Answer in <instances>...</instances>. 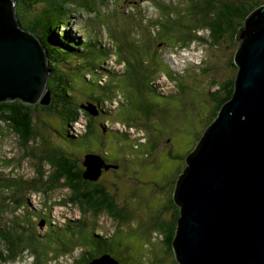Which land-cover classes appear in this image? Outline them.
Returning a JSON list of instances; mask_svg holds the SVG:
<instances>
[{
    "label": "rangeland",
    "instance_id": "rangeland-1",
    "mask_svg": "<svg viewBox=\"0 0 264 264\" xmlns=\"http://www.w3.org/2000/svg\"><path fill=\"white\" fill-rule=\"evenodd\" d=\"M90 1L80 3L79 0H73L65 5L69 15L66 22L71 27L68 32L78 39L82 38L84 42L98 37L111 55L108 61L102 57L96 62L99 74L95 70H87L86 74L78 72L77 77H74L73 82L77 78L78 83L73 84L76 89L72 96L77 100V107L87 103L96 104L102 85H110L114 79L110 75L123 71L124 65L118 63L114 56V45L108 37L112 32L121 34V28L128 29V34L136 39L137 46L141 48L136 52L144 62L145 70L152 68L154 58L147 52V45L154 54L159 55L156 57L163 61L164 71L173 79L167 74H159L154 85L164 95L171 96L161 103L156 116L146 118L132 107V103L138 101L137 96L129 95L119 88L124 98L120 96L110 104L101 102L100 108L107 109L111 114L125 108L121 117L116 119L114 115H103L96 118L94 134L76 151L66 147L62 143L64 140L60 141L53 130L63 131L61 120L38 108L33 110L34 120L43 138L30 144L28 152L40 156L49 149L60 151L58 148L61 147L76 158L80 165L87 155L97 154L109 158L112 165H108L117 168L104 171L97 184L107 188L119 209L124 210L131 221L118 226L117 222L104 214L94 218L81 206L69 203V189L54 187L48 191L49 186L43 187L41 174L50 172L49 165H40L33 157L26 158L17 137L0 124V264H34L37 256L32 248L41 254L39 264H76L83 253L79 247H74L76 249L70 252L74 242L85 243V240H93V235L112 239V257L117 258L119 264H177L174 253L164 243L161 233L153 230V224L158 220L166 224L174 221L176 209L172 203L177 178L186 168L187 156L193 152L212 121L213 99L219 95V86L237 75L233 58L239 43L227 38L218 48L195 43L189 50H176L173 39L167 38V33L165 40L154 38L155 29L151 25L160 15L154 5H166L172 12H179L178 8L184 9L185 0H105L106 5L98 11L86 9L90 7ZM40 10L42 6H37V11ZM27 18L29 16L22 18V21H27ZM62 32H67V29ZM145 35L150 37L149 44H145ZM203 35L207 37L208 33ZM126 54L130 55V52ZM120 55L118 52L116 56ZM66 62L61 64V71L73 73L74 67L78 66L76 60L67 59ZM155 63L159 65L157 60ZM148 79L152 85L155 76ZM175 81L179 82V86ZM96 82L100 93L94 94ZM125 85L128 83L125 82ZM126 101L131 103V107ZM40 106L44 105L39 103ZM86 116L84 112L81 113L71 130L85 134L88 123ZM132 123L139 129L127 130L131 144L126 145L119 134L125 133V126H132ZM157 131H165V135L157 138L156 144L153 137ZM157 133L159 136L160 133ZM31 182L38 186V190L31 191ZM7 184L14 188L5 192ZM13 200H22L21 209L13 204ZM83 222L86 228V224L91 226V232L83 233V228L78 229ZM72 228L80 235L79 241L66 232V229ZM5 232L26 236V251L21 258L12 260L8 255ZM54 233H61L63 239H67L58 242L51 237L55 236ZM88 250L94 251L96 248L91 246ZM100 258H104V255L95 260Z\"/></svg>",
    "mask_w": 264,
    "mask_h": 264
},
{
    "label": "trees",
    "instance_id": "trees-1",
    "mask_svg": "<svg viewBox=\"0 0 264 264\" xmlns=\"http://www.w3.org/2000/svg\"><path fill=\"white\" fill-rule=\"evenodd\" d=\"M13 1L15 2L14 16L16 18L18 17L17 24L22 31L39 42L45 54L50 72L46 88V92L50 93V104L48 106L39 107V104L35 106L27 102H21V100L2 101L0 102V124L7 127L9 131L17 137L26 158L33 157L40 165H49L50 172L44 173L47 175L41 174L40 169H38V176L41 174L43 187L49 186L48 191L54 187L67 188L71 192L68 201L72 206H81L82 209L84 208V210L89 212L88 214L94 218H99L104 214L114 222H117L118 226L129 223L131 219L128 214H126L124 210L119 209L114 196L108 192L107 188L97 184V182L86 181L83 178L85 169L82 168V163L80 165L78 160L67 154L64 149L58 146L60 151L49 149L44 151L43 155L40 156H35L28 152L30 144L37 141L39 142L41 138H43L40 130H38V126L35 125L33 110L36 111L38 108H41V110L55 119L59 118L64 126L63 131H58L53 128L54 132L57 137L59 136L60 141L64 140L62 143L66 147L76 151L77 148L87 143L86 139L94 134L93 126L97 120L96 118H101L103 115H114L116 119L121 117L125 108L120 109L115 112V114H111L107 109H101L102 107L100 104L101 102L110 104L116 102L118 98H121L120 96L122 95H120L121 92L119 88L129 95L132 94L137 96L138 101L132 103V107L136 113L146 118L156 116L160 111L161 103L169 100V96H171L169 94L164 95V93H161L154 85L159 74H167L166 71H164L163 61L158 59L156 55H159L154 54L147 45V52H150L149 54H152L154 58L152 60V68L150 70H145L144 62L139 58V53L136 52L141 48L137 46V41L134 36L128 34L129 30L121 28V34L117 35L115 32H112L108 37L114 45L113 48L116 53L114 56L118 59L120 65H124V69L121 73L115 72L110 75L111 79H114L112 83L110 82V85H102L101 88L103 89L101 95H99L100 98L96 100L97 103L95 102L96 104L87 103L80 105V108H78L77 100L72 96L76 89L73 84L78 83L77 78L75 82H73L74 77H77L78 72L86 74L87 70H95L98 72L97 74H99V67L96 62L102 57H105L108 61L111 55L110 50L103 46L98 37L91 39L89 42H84L82 38L78 39L74 37L75 35L69 34L68 31L71 27L68 22H66L69 15L66 13L68 9L65 5L71 3L73 0ZM79 1L82 3L85 0ZM106 1L91 0L90 7H86V9L89 11L92 9L98 11L99 8L106 5ZM113 1L116 2V0ZM183 4H185L183 5L185 7L184 9L178 8L179 12H172L166 5H154L156 9L158 8L157 10L160 14L158 20L151 25V27L154 26L153 29H155L153 32L154 38L165 40L164 36H166L165 33H167V38L170 37L173 39L174 42L172 43L176 45V50H189L191 45L195 43L218 48L227 38L235 41L239 31L245 26L249 16L264 6V0H185ZM37 6H42V10L37 11ZM176 14L178 16H176ZM27 16H29V18H27V21L23 20L24 23L22 18ZM182 18L185 21H183ZM105 24L107 23H103V25ZM64 29H67V32H62ZM206 32L208 33L207 37L203 35ZM144 38L145 44H149L151 41L150 37L145 35ZM118 52L121 53L120 56H116ZM127 52H130V55L126 54ZM67 59H75L78 65L74 67L75 71L71 74L61 71V64H67ZM156 60L159 62V65L155 63ZM233 66L237 70L234 61ZM167 75L173 79L170 74ZM154 76V82L150 85L148 78ZM90 80H92V78ZM97 82L95 83L97 91L94 90V94L100 93V87ZM125 82L128 83V85H125ZM175 82L179 86V82ZM234 82L235 77L228 83L219 86V95L213 99L214 106L211 113L212 121L209 123V126L216 120L223 105L233 97ZM120 85H122V87H120ZM216 95L217 93L215 96ZM95 97H97V95ZM122 97L124 98V96ZM85 105L97 107V114L92 116L87 113V111L82 110L81 106ZM127 105L131 107V103L127 102ZM83 112L88 118V123L85 127L86 132L85 134H78L72 131L71 127L77 122L78 116ZM41 126L44 132V125L42 124ZM136 127H134L132 123V126H125V133L119 131V135L122 137L124 144H131L130 136L126 132L133 128L139 129ZM147 127L148 126H145L146 129H148ZM157 132L160 133L159 136ZM157 132L156 136L153 137L154 143L156 144L158 142L155 140L165 135V131ZM121 133L124 134V136ZM101 158L107 164L110 162V159L105 156H101ZM181 174L182 173H180V175ZM7 185L8 187L5 188V192L14 188L9 184ZM31 186L33 187V189H31L32 192L38 190V186H35L33 182H31ZM21 203L22 200H13V204H17L18 209H21L23 205ZM172 204L174 206V203ZM174 207L176 213L173 222L166 224V222L158 220L153 224V230L161 233L164 243L171 251L175 238V230L177 229V223L180 218V212L176 206ZM86 225L89 228H86L83 222L82 226L80 225L78 229L83 228V233L91 232V226L88 224ZM66 232L77 237L75 239L79 241L80 235L75 233V229H66ZM54 235V237H51L58 242H63L67 239H63L64 236L61 233H54ZM93 236V240H85V243L80 241L78 243L74 242L70 252L76 249L74 247H79L83 253L82 256L80 255L81 257L79 256L80 262L77 261L76 264H90L93 260L103 255L112 257V239L101 235ZM25 237L24 235L5 234L4 239L5 243H7L8 255L12 260L21 258L22 253L26 251L24 247ZM91 246L95 247L96 250H88V247ZM32 249L35 250L37 256L34 264H39L41 254L37 252L38 250L36 248ZM96 251L99 252L96 253ZM113 259L118 262L117 258Z\"/></svg>",
    "mask_w": 264,
    "mask_h": 264
},
{
    "label": "water",
    "instance_id": "water-1",
    "mask_svg": "<svg viewBox=\"0 0 264 264\" xmlns=\"http://www.w3.org/2000/svg\"><path fill=\"white\" fill-rule=\"evenodd\" d=\"M14 7L13 0H0V101L35 105L43 98L48 106L45 54L17 24ZM236 40L234 95L187 156L175 185L177 264H264V6ZM81 109L97 114L93 105ZM82 166L91 182L117 168L99 155L85 156ZM90 264L118 262L104 256Z\"/></svg>",
    "mask_w": 264,
    "mask_h": 264
},
{
    "label": "bare ground",
    "instance_id": "bare-ground-1",
    "mask_svg": "<svg viewBox=\"0 0 264 264\" xmlns=\"http://www.w3.org/2000/svg\"><path fill=\"white\" fill-rule=\"evenodd\" d=\"M47 61V60H46ZM47 84H48V82H47ZM47 86V85H46ZM17 100H21V98L19 99V98H16ZM16 99H14V100H16ZM6 100H10V101H14V100H12V99H5V100H3V101H6ZM42 100H43V98H41V100L37 103V104H41V102H42ZM21 102H23V100H21ZM37 104H35V105H37ZM43 105V104H42ZM78 135V134H77ZM202 138V137H201ZM200 138V139H201ZM200 141V140H199ZM191 154V153H190Z\"/></svg>",
    "mask_w": 264,
    "mask_h": 264
},
{
    "label": "flooded vegetation",
    "instance_id": "flooded-vegetation-1",
    "mask_svg": "<svg viewBox=\"0 0 264 264\" xmlns=\"http://www.w3.org/2000/svg\"><path fill=\"white\" fill-rule=\"evenodd\" d=\"M109 164H110V163H109ZM110 165H112V164H110ZM103 174H104V173H103ZM103 174H102V175H103ZM98 252H99V251H96V253H98Z\"/></svg>",
    "mask_w": 264,
    "mask_h": 264
},
{
    "label": "clouds",
    "instance_id": "clouds-1",
    "mask_svg": "<svg viewBox=\"0 0 264 264\" xmlns=\"http://www.w3.org/2000/svg\"><path fill=\"white\" fill-rule=\"evenodd\" d=\"M125 132V131H124ZM107 164V163H106ZM42 222H46L45 220H43ZM105 237V236H104Z\"/></svg>",
    "mask_w": 264,
    "mask_h": 264
}]
</instances>
